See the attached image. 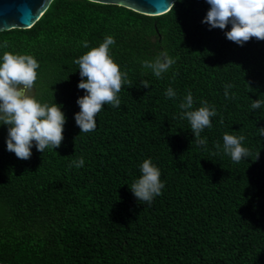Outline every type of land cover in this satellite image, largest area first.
Masks as SVG:
<instances>
[{"label":"trees","instance_id":"16d2710c","mask_svg":"<svg viewBox=\"0 0 264 264\" xmlns=\"http://www.w3.org/2000/svg\"><path fill=\"white\" fill-rule=\"evenodd\" d=\"M209 7L178 0L150 17L56 0L32 29L0 33V45L8 44L0 57L33 56L40 65L33 95L61 105L66 117L61 146L41 153L33 145L28 160L6 150L8 126L0 124V264H264V137L256 130L264 107H250L264 99V41L227 40L231 25L201 22ZM107 36L131 87L118 94L121 107L105 105L96 129L80 133L74 114L85 90L73 61ZM163 50L176 62L157 78L141 62ZM226 84L235 99L224 97ZM168 87L175 98L165 96ZM189 92L194 109L207 101L217 112L201 133L204 147L181 118ZM225 133L243 135L251 157L233 162L223 152ZM80 157L83 167H69ZM145 159L165 185L151 204L130 190Z\"/></svg>","mask_w":264,"mask_h":264},{"label":"clouds","instance_id":"9594fccd","mask_svg":"<svg viewBox=\"0 0 264 264\" xmlns=\"http://www.w3.org/2000/svg\"><path fill=\"white\" fill-rule=\"evenodd\" d=\"M93 2V0H89ZM210 6L205 18L201 21L211 28L224 30L226 39L243 45L255 38L264 41V0H206ZM115 40L112 36L104 38L98 47H93L73 62L79 67L81 77L77 87L85 90V95L79 97L76 103L80 111L74 114L80 133H89L96 129V117L105 105L121 107L118 94L124 86L131 87L128 74L120 70V66L110 54ZM2 47H7L4 41ZM88 47V42H83ZM175 59L166 50L159 52L154 60L142 61V67L151 70L157 78H162ZM39 62L31 55L5 52L0 57V124L7 125L6 150L15 154L21 160H28L32 155V147L43 153L45 149L59 148L64 139L63 131L66 117L61 111V105L42 103L31 95L37 80ZM149 82L142 80L140 86L149 87ZM234 85H224V97L235 99L236 94L230 93ZM249 91L252 89L248 86ZM51 90V89H50ZM52 91V90H51ZM172 87H168L165 96L169 99L176 97ZM52 98L54 101L53 91ZM202 106L194 109V98L189 92L179 104L183 110L182 119H187L198 146L204 147L206 139L201 137L205 128H211V118L217 115L215 108L201 101ZM251 109L264 107V99L252 101ZM258 136L264 137V127L258 128ZM245 137L225 133L223 135V152L230 156L233 162L239 163L251 157L250 150L242 146ZM217 149L220 144L215 145ZM215 154V153H214ZM259 157V150L255 160ZM84 159L80 157L69 167H83ZM140 177L136 179L130 190L139 202L151 204L153 199L162 193L164 183L161 181L160 169L151 159H145L140 165Z\"/></svg>","mask_w":264,"mask_h":264},{"label":"water","instance_id":"95a60500","mask_svg":"<svg viewBox=\"0 0 264 264\" xmlns=\"http://www.w3.org/2000/svg\"><path fill=\"white\" fill-rule=\"evenodd\" d=\"M56 0H0V33L30 30ZM89 2V0H86ZM178 0H93L91 3L116 6L150 17L168 13Z\"/></svg>","mask_w":264,"mask_h":264},{"label":"rangeland","instance_id":"374dc122","mask_svg":"<svg viewBox=\"0 0 264 264\" xmlns=\"http://www.w3.org/2000/svg\"><path fill=\"white\" fill-rule=\"evenodd\" d=\"M30 94L33 95V90H32V92Z\"/></svg>","mask_w":264,"mask_h":264}]
</instances>
